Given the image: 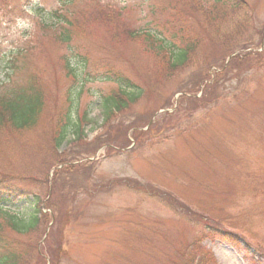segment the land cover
Wrapping results in <instances>:
<instances>
[{
	"label": "rangeland",
	"instance_id": "374dc122",
	"mask_svg": "<svg viewBox=\"0 0 264 264\" xmlns=\"http://www.w3.org/2000/svg\"><path fill=\"white\" fill-rule=\"evenodd\" d=\"M66 1L0 0V81L12 61L34 65L47 91L34 127L0 128V197L14 196L0 211L1 241L19 264H213L205 251L215 264H264V0H245L224 23L203 21L212 0H76L66 22L44 20ZM69 26L76 37L63 42ZM129 28L195 49L169 67ZM65 57L86 59L70 116L87 115L61 148L54 121L78 86ZM109 70L141 94L106 117L100 101L118 90ZM13 212L37 226L12 231Z\"/></svg>",
	"mask_w": 264,
	"mask_h": 264
},
{
	"label": "trees",
	"instance_id": "16d2710c",
	"mask_svg": "<svg viewBox=\"0 0 264 264\" xmlns=\"http://www.w3.org/2000/svg\"><path fill=\"white\" fill-rule=\"evenodd\" d=\"M205 1L206 0H202V2H196L195 4L201 6L202 4H206ZM75 2L76 0H67L66 2L61 3L58 8L50 10L47 18H44V20H47L51 15L54 18H57V23H55V26L58 27L59 21L63 20L66 22L67 19L64 18L65 16H72L71 12L74 11L70 9V6ZM246 8L247 5L244 0H212V4L209 5V8L203 12V21L205 23H210L211 21L215 20L223 21L221 23L229 22L230 19L234 15L236 16L240 10H246ZM39 10L42 11V9ZM192 10H194L193 7ZM118 14L121 13L118 12ZM217 16L218 18H215ZM248 17H250V14L246 16V18ZM248 23L249 22L246 21L244 24L241 22V26L244 27L248 25ZM217 28L218 25L216 29ZM129 29L130 33H127V35L130 41H138L140 38H142L145 50L147 52L149 50V53L153 52L157 58L163 54L166 61H159L162 64L167 63L169 67L181 68V66L187 62L191 52L195 49L193 44L186 42L183 45L170 44V42L165 43L162 38L154 37V35L148 32H146L143 37H140L139 33L136 32L135 29ZM261 29L264 31V28ZM57 37L63 42H72L76 36L69 26L61 28L57 33ZM71 53H73V51H71L70 54ZM18 54L21 53H15V55ZM85 63L86 59H84L83 62L76 63L75 65L72 61L67 59V57L63 59V68L68 70V73L71 75L73 80H77L76 82L78 86L76 89L74 88L73 91L70 89L73 86V84H71L66 89L65 96L63 91L65 106L59 108L58 117L55 119L53 125L55 130L53 132L54 134L52 135V140L56 143L57 147H59L65 139L66 142H69L68 137L72 136V141H74L83 133L82 120L85 118V115L82 114L81 116H77L73 119L70 116V113L71 110H74L76 105V93L79 90L78 88H81L83 85V81L80 83L81 77L79 76L78 72H81V70L84 71V68L86 67ZM31 66L33 67L31 68ZM26 70L31 71L27 77H25V79H30V81L22 84V79H20V81L14 80L16 73L19 71L25 72ZM12 74L13 80L9 85L10 88L6 89L0 95V128L4 127L3 122H8L10 125H13L19 130L32 128L36 125L42 114L44 99L47 91L39 85V82H37L40 78L38 77L37 72H35L34 65L16 66L12 61ZM105 80L115 83L118 87L117 92L111 90L109 94L103 99V115L106 117L107 115H112L117 111L123 110L130 103L134 102L138 95H140L139 90L136 88H134V90H132L130 93H125L124 90H121L122 87L133 88V86L130 84L131 80L121 72L109 70L105 73ZM62 162L63 161H61V163ZM32 200L36 201V211L38 212L41 198L39 196H35ZM6 201H8V199H5V202ZM6 213L8 212L3 213L4 218L7 215ZM38 213L41 212L39 211ZM14 215L15 214L8 217V219L12 223V225H10L11 230L18 234L23 233V231L26 232L29 229L33 230L37 226V217L34 214L30 215L27 223H23L22 220L20 221ZM17 258L18 255L12 251L8 242H2L0 239V264H19V260Z\"/></svg>",
	"mask_w": 264,
	"mask_h": 264
}]
</instances>
